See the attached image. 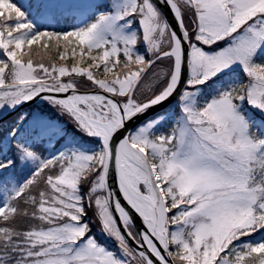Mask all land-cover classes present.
<instances>
[{
  "label": "snow or ice",
  "instance_id": "6c2138e0",
  "mask_svg": "<svg viewBox=\"0 0 264 264\" xmlns=\"http://www.w3.org/2000/svg\"><path fill=\"white\" fill-rule=\"evenodd\" d=\"M0 264H264V0H0Z\"/></svg>",
  "mask_w": 264,
  "mask_h": 264
},
{
  "label": "water",
  "instance_id": "95a60500",
  "mask_svg": "<svg viewBox=\"0 0 264 264\" xmlns=\"http://www.w3.org/2000/svg\"><path fill=\"white\" fill-rule=\"evenodd\" d=\"M122 203H124V202L122 201ZM136 222H137V223H140V221H139V220H137Z\"/></svg>",
  "mask_w": 264,
  "mask_h": 264
},
{
  "label": "trees",
  "instance_id": "16d2710c",
  "mask_svg": "<svg viewBox=\"0 0 264 264\" xmlns=\"http://www.w3.org/2000/svg\"><path fill=\"white\" fill-rule=\"evenodd\" d=\"M71 60V57L69 56V61Z\"/></svg>",
  "mask_w": 264,
  "mask_h": 264
}]
</instances>
